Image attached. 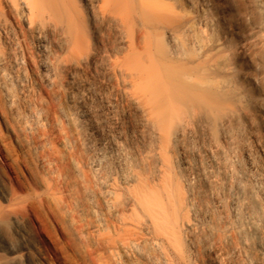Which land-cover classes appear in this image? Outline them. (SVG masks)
<instances>
[{
    "label": "bare ground",
    "instance_id": "1",
    "mask_svg": "<svg viewBox=\"0 0 264 264\" xmlns=\"http://www.w3.org/2000/svg\"><path fill=\"white\" fill-rule=\"evenodd\" d=\"M185 2L198 14L180 0H0L7 128L50 166L34 177L16 156L22 181L2 179L0 231L18 242L0 235V264L58 259L27 227L23 188L71 264H264V145L221 39L203 35L205 2ZM250 2L264 30V0ZM26 74L46 98L37 134L16 106Z\"/></svg>",
    "mask_w": 264,
    "mask_h": 264
},
{
    "label": "rangeland",
    "instance_id": "2",
    "mask_svg": "<svg viewBox=\"0 0 264 264\" xmlns=\"http://www.w3.org/2000/svg\"><path fill=\"white\" fill-rule=\"evenodd\" d=\"M180 1L183 7L186 8V13L198 14L195 7L187 6L185 0ZM198 1L205 2L206 13L216 23L214 30H208L202 26L201 29L204 28V31L202 30L203 35L211 39L214 34V37L221 39V43L225 47L223 54L232 59L234 80L239 88V92L247 100L246 111L254 118L260 143L264 145V104L260 102L264 89V80L260 74L263 67L264 30L260 31L256 28L262 20L261 16L251 11L250 0ZM245 52H251L252 58L245 55ZM13 71H15L14 73L18 72L17 69ZM23 80L20 84L15 82L13 85V88L18 93L16 106L23 124L30 130V133L37 134L39 131L47 129V115L40 104H44L46 98L33 84L28 74L24 75ZM26 98H31L29 101L32 103L35 113L31 112L29 101ZM8 116L7 105L0 97V183H2V179H8V177L13 178V181L17 183L22 181V171L15 159L16 156H19L22 162H25L26 169L34 177H37L39 174L45 175L49 172L50 166L47 164V159H44L40 147L32 145L30 148L31 152L23 148L17 138L13 137L7 128ZM55 145L58 150H62V145L59 142H55ZM68 169L67 167L66 179L68 178L69 180L71 179L70 181H73L72 189L80 194L81 188L75 183L77 177ZM52 175L55 174L52 173ZM19 196L27 200L31 206L30 212L27 215V227L29 226L33 233H36L37 228L41 229L58 257L57 260L50 259V264H71L68 251L60 243L50 219L36 201L37 194H31L29 190L23 188ZM87 218L91 219L89 215ZM70 231L66 230L65 232L70 233ZM96 233V231H90L91 236H96ZM0 235H3L4 239L7 237L8 243L15 244L18 242V234L15 231L9 233L0 231ZM72 247L78 252L80 251L76 244L75 246L72 244Z\"/></svg>",
    "mask_w": 264,
    "mask_h": 264
}]
</instances>
